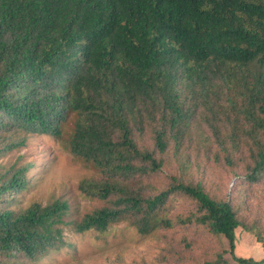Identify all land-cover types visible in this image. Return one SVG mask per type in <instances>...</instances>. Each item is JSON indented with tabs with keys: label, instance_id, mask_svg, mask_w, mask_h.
Instances as JSON below:
<instances>
[{
	"label": "trees",
	"instance_id": "1",
	"mask_svg": "<svg viewBox=\"0 0 264 264\" xmlns=\"http://www.w3.org/2000/svg\"><path fill=\"white\" fill-rule=\"evenodd\" d=\"M9 127L57 140L95 171L78 190L101 205L75 233L193 226L224 237L237 264H264L235 255L242 224L229 201L181 176L152 184L172 160L183 169L179 155L211 146L213 161L264 182V0H0V128ZM27 171L0 172V264L38 262L63 245L65 201L12 206ZM174 196L192 211L171 216Z\"/></svg>",
	"mask_w": 264,
	"mask_h": 264
},
{
	"label": "rangeland",
	"instance_id": "2",
	"mask_svg": "<svg viewBox=\"0 0 264 264\" xmlns=\"http://www.w3.org/2000/svg\"><path fill=\"white\" fill-rule=\"evenodd\" d=\"M201 129V127H200ZM21 140L23 143L18 144ZM7 146L10 148L7 149ZM217 148L190 155H179L177 161L164 167L153 186L164 187L167 176H181L200 183L207 192L231 203L242 226L235 229V255L259 261L264 258V182L250 183L244 167L235 163L228 167L213 161ZM171 153V152H170ZM196 154V155H194ZM185 157V158H183ZM27 168L28 183L15 194L17 210L32 203L41 206L55 200L65 201L68 212L61 229L62 248L38 262L27 264H237L228 253V241L191 227L179 225L171 229H157L150 234H139L126 222L111 225L105 232H74L73 224L82 215L99 207L101 202L85 197L78 190L83 179L95 177V171L75 161L69 151L57 140L38 134H25L12 127L0 128V172ZM171 216H184L193 204L174 196ZM11 205V204H10ZM258 238L261 239L259 241Z\"/></svg>",
	"mask_w": 264,
	"mask_h": 264
}]
</instances>
